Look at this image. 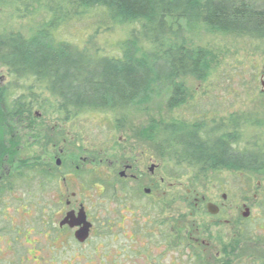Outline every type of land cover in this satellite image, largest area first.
Wrapping results in <instances>:
<instances>
[{
  "label": "rangeland",
  "instance_id": "rangeland-1",
  "mask_svg": "<svg viewBox=\"0 0 264 264\" xmlns=\"http://www.w3.org/2000/svg\"><path fill=\"white\" fill-rule=\"evenodd\" d=\"M30 19L0 9V31L28 36L42 23ZM98 25L96 19L76 21L53 31L76 45ZM191 26L171 39L206 51L210 69L204 79L179 80L185 102L176 108L168 106L166 94H153L122 111L85 109L62 121L43 87L17 81L0 67V90L34 104L23 123L0 111V180L21 164L18 155L26 165L38 162L54 174L46 182L25 177L22 187L1 197L0 264H264V175L183 167L181 176L168 178L166 155L145 135L153 122L202 120L214 128L237 118L234 149L240 154L264 150V41ZM113 30L112 44L103 39L102 51L118 55L132 29ZM162 69L170 71L168 65ZM41 102L45 110L36 107ZM127 165L134 168L126 171ZM69 167L83 173L62 183L59 175ZM122 174L140 175L138 184L152 197L140 196L131 183L125 191L113 190ZM209 205L222 212L210 214ZM71 208L90 214L94 228L84 243L78 244L68 229L59 230Z\"/></svg>",
  "mask_w": 264,
  "mask_h": 264
},
{
  "label": "trees",
  "instance_id": "trees-1",
  "mask_svg": "<svg viewBox=\"0 0 264 264\" xmlns=\"http://www.w3.org/2000/svg\"><path fill=\"white\" fill-rule=\"evenodd\" d=\"M3 8L42 23L30 29L28 36L0 31V67L17 81L43 87L53 97V108L62 121L85 109L122 111L153 94H166L170 108L183 104L185 92L179 80L185 76L204 79L211 63L206 51L172 41L183 26L199 24L197 31L206 28L264 41V0H0ZM92 19L100 25L76 45L53 31L60 24ZM115 27L132 29L118 55L113 49L102 51L103 39ZM112 41L108 39L109 44ZM166 65L168 74L160 70ZM0 103L6 117L22 123L33 114V103L12 99L6 89L0 90ZM36 107L45 110V103ZM202 124V120L190 125L153 122L146 131L148 141L168 157L169 174L181 176L182 168L189 167L264 175V150L239 154L230 143L236 128ZM20 162L19 169L1 179L0 199L13 187H22L25 177L46 182L54 176L38 162Z\"/></svg>",
  "mask_w": 264,
  "mask_h": 264
},
{
  "label": "flooded vegetation",
  "instance_id": "flooded-vegetation-1",
  "mask_svg": "<svg viewBox=\"0 0 264 264\" xmlns=\"http://www.w3.org/2000/svg\"><path fill=\"white\" fill-rule=\"evenodd\" d=\"M264 77V76H263ZM229 120H231V119H229ZM237 118L236 119H234V120H232V122H230V124H229V126L228 127H232V128H238V125L237 124H239V121H237ZM235 125H237V126H235ZM235 130H233V132H234ZM234 134V133H233ZM232 136V138H231V141H230V143L233 145V147L237 144V140H235V138L234 137H237L238 136V134L236 135V136H234V135H231ZM161 153H163V152H161ZM240 154V153H239ZM166 158H168V157H166ZM21 160V158H18V162ZM86 162H88V159L86 160ZM60 164H59V162H57V167L59 168L60 166H59ZM19 167L20 166H18V168L17 169H19ZM56 167V168H57ZM132 168H134L133 166H126L125 167V169H126V171H131L132 170ZM16 169V170H17ZM15 170V171H16ZM48 170H50V169H48ZM229 170H233V169H229ZM236 171V170H235ZM152 172V170L150 171V173ZM241 172V171H240ZM12 173V172H11ZM11 173H9V174H11ZM83 172L81 171V168H79V167H77V168H74V169H71L70 167H69V169L67 170V171H65L64 173H62L61 175H59V181H61L62 180V183H65L66 182V180H68V178L69 177H75V178H79L80 176H81V174H82ZM165 173V172H164ZM9 174H7V175H9ZM48 174L49 175H52L53 173H49V171H48ZM166 174V173H165ZM167 175V174H166ZM139 176L140 175H133L131 178H127L125 175H121L120 176V178L117 180V181H115V184L112 186L113 187V190H115L116 191V189H117V187H120V191L121 190H124V189H126L127 187H125V186H127V184H129V183H131V184H133V185H136L137 186V189H135V191L141 196V194L142 195H144V197H146V198H149V197H152V195L151 194H147L146 193V189L144 190V189H142V187L138 184V180H139ZM170 176H171V174H168V178H170ZM54 177V176H53ZM50 178H52V176H50ZM2 180H0V182H1ZM163 181V180H162ZM123 186H124V189H123ZM125 191V190H124ZM150 193H151V190H150ZM71 198L72 199H74V198H76V195L75 194H73L72 196H71ZM223 199H224V197H223ZM66 206L67 207H72V203H71V201H67V203H66ZM81 208H83L82 206H80ZM219 207V206H218ZM84 209V208H83ZM80 211L81 210H79V211H76V210H74V209H72L71 208V210H70V212L68 213V214H70V213H73L74 214V216H75V218L77 219L78 218V215H79V213H80ZM219 212L217 213V214H219V213H221L222 212V210H221V208L219 207V210H218ZM126 212L127 213H129L131 216L132 215H134L135 213H134V211H129V210H126ZM86 213V212H85ZM67 213H66V215H65V217L63 218V220H62V222L64 221V219L67 217V215H68ZM86 216H87V219H88V222L89 223H91V225H92V227L94 228V225L92 224V222H91V220H89V218H90V214L88 215L87 213H86ZM177 221V220H176ZM157 225L158 226H160V224H159V222H157ZM177 225H178V223H177ZM60 226H61V228H59V230H66V229H68L69 231H70V233L71 232H73L74 233V238L76 237V230H78V228H71L69 225H64V226H62L61 224H60ZM92 227H91V230H90V233H91V231H92ZM80 228V227H79ZM176 229L179 231L180 230V228L177 226L176 227ZM179 234V233H178ZM76 240V239H75ZM76 242L78 243V244H80L77 240H76ZM178 245H177V247L178 246H180V244L179 243H177Z\"/></svg>",
  "mask_w": 264,
  "mask_h": 264
},
{
  "label": "water",
  "instance_id": "water-1",
  "mask_svg": "<svg viewBox=\"0 0 264 264\" xmlns=\"http://www.w3.org/2000/svg\"><path fill=\"white\" fill-rule=\"evenodd\" d=\"M146 193L149 194L150 191H146ZM208 211L212 215H216L219 212L218 209L212 205L208 206ZM61 225H69L71 228L80 227V230L76 233L75 237L79 243H84L88 240L92 227L91 223L88 222L86 213L83 209L80 211L77 219L73 213L68 214Z\"/></svg>",
  "mask_w": 264,
  "mask_h": 264
}]
</instances>
